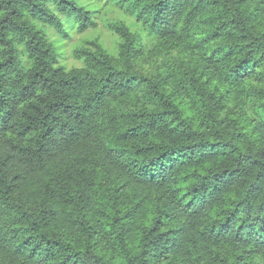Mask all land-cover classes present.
<instances>
[{"label":"trees","instance_id":"16d2710c","mask_svg":"<svg viewBox=\"0 0 264 264\" xmlns=\"http://www.w3.org/2000/svg\"><path fill=\"white\" fill-rule=\"evenodd\" d=\"M111 2L67 68L98 9L0 0V264H264V0Z\"/></svg>","mask_w":264,"mask_h":264},{"label":"rangeland","instance_id":"374dc122","mask_svg":"<svg viewBox=\"0 0 264 264\" xmlns=\"http://www.w3.org/2000/svg\"><path fill=\"white\" fill-rule=\"evenodd\" d=\"M82 3H86L92 8L98 9V12L94 14L95 21L98 24L96 28H90L82 33L78 32L76 29H72L70 37L64 39L60 37L57 38L54 30L50 29L49 31L50 35L56 37L58 40L57 44H59L60 49V63L67 68L82 65L81 60H78L73 56V50L76 46L83 44L87 40L98 39L110 53L115 55L118 54L119 37L105 27V23L109 20L123 19L133 29L137 28L135 20L115 7L111 0H82ZM150 68V64L144 63L139 67L141 71L153 73L154 70Z\"/></svg>","mask_w":264,"mask_h":264}]
</instances>
